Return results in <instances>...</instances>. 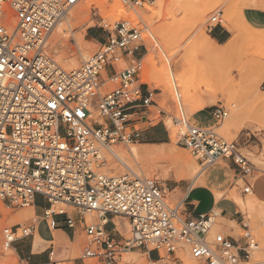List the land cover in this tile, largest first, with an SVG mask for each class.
Wrapping results in <instances>:
<instances>
[{"label": "built area", "instance_id": "obj_1", "mask_svg": "<svg viewBox=\"0 0 264 264\" xmlns=\"http://www.w3.org/2000/svg\"><path fill=\"white\" fill-rule=\"evenodd\" d=\"M82 1L0 0V200L15 209L42 196L50 205L44 212L50 229L59 226V215L66 216L69 228H76L75 216L54 210L59 204L72 206L85 226L81 259L96 264H119L124 254L139 250L156 252L157 261L166 252L184 264L176 255L185 247L203 264L249 260L259 249L249 231L244 244L224 235L211 241L218 217L213 211L194 215L188 195L172 206L168 188L157 178L132 170L118 176L104 172V150L119 143L136 144L135 122L147 118L156 105V91L142 82L148 25L137 10L146 0H121L135 17L105 24L107 37L98 51L67 71L55 60L50 41ZM222 15L218 12L211 19L210 31L222 25ZM210 113L219 123L229 116L223 105L212 107ZM174 122L180 128L178 144L202 167L231 161L246 184L244 192L252 193L247 178L255 166L239 142L185 119ZM94 215L98 221L89 222ZM116 217L129 222L128 237L113 222ZM38 222L35 218L30 226L5 228L0 257L30 238ZM52 256L53 252L47 264H63Z\"/></svg>", "mask_w": 264, "mask_h": 264}, {"label": "rangeland", "instance_id": "obj_2", "mask_svg": "<svg viewBox=\"0 0 264 264\" xmlns=\"http://www.w3.org/2000/svg\"><path fill=\"white\" fill-rule=\"evenodd\" d=\"M248 9L264 15V0H146L144 7L137 10L148 25L145 34L148 51L145 53L142 82L151 91H156V105L150 108L147 118H134L138 120L135 122L136 144L119 143L111 148L122 153L127 166L121 165L105 150L104 155L108 175H123L132 170L141 176L157 178L169 190V203L176 206L187 197L186 190L192 187V166L196 165L198 170L204 167L188 149L178 144L180 128L174 119H185L198 126L194 120L196 118L203 125L207 122L206 115H196L210 114V109L215 106L226 107L229 110L228 118L219 123L211 116L212 125L207 128L214 129L229 142L240 143L242 153L255 166V172L247 178L253 190L246 194V184L239 175L233 173V185L226 195L237 207L238 202L245 203L247 211L238 207V222L232 223L223 220L216 211L218 217L210 240L214 241L217 235H224L244 244L243 237L249 231L259 249L241 264H264V29L247 22L244 11ZM218 12L223 13L220 18L222 28L229 33L222 44L212 39L209 29L211 19ZM73 14L78 15V18L71 19ZM134 17V12L123 7L121 0H83L61 25V29L66 32L59 34L64 46L58 55L52 49L56 28L50 41L51 52L62 68L74 63L75 68L67 71L77 69L100 47L91 37L93 31L105 39V24L113 25ZM75 39L79 40L82 51L72 44ZM195 42L199 46L189 51L188 48ZM58 45L62 47V42ZM203 47L208 49L207 53L202 52ZM85 51L90 53L84 60L81 57ZM62 54L66 58L61 61L59 56ZM179 76H183L184 82L193 88L191 94L195 96L192 102L186 100L183 85L177 80ZM201 76L208 77V80L204 81ZM133 145L150 149L153 154L135 158L130 152ZM219 164L225 168L230 166L229 171L235 168L231 161L221 160ZM217 174H221L219 168L211 171L212 177ZM190 201H199L196 215L206 212L212 204L211 199L200 190L190 195ZM251 202L254 204L250 206ZM222 206L226 211H234V207L227 202ZM56 210L57 213L63 210L73 216L76 214L72 206L60 205L56 206ZM32 212L29 206L8 208L0 200V252L3 230L18 224L30 226L36 218ZM88 220L98 221L95 215L88 217ZM126 221L120 217L113 219L118 229L123 230L122 235L128 237L130 226L126 225ZM85 243V234L78 236L72 253L63 264L70 259L81 258ZM162 257L161 262L149 261L148 255L139 250L124 254L119 264H180L166 252H162ZM176 257L184 264H203L193 260L186 247ZM86 263L96 264V261L86 260ZM0 264H19V260L16 254L8 250L0 257Z\"/></svg>", "mask_w": 264, "mask_h": 264}, {"label": "crops", "instance_id": "obj_3", "mask_svg": "<svg viewBox=\"0 0 264 264\" xmlns=\"http://www.w3.org/2000/svg\"><path fill=\"white\" fill-rule=\"evenodd\" d=\"M244 15L249 24L258 29H264V15L262 13L254 9H248L244 11ZM210 33L212 39H214L219 44L224 43V41H226V37L229 34L225 29L222 28V25L215 27L214 29H212V31H210ZM91 37L99 44L101 43L102 38L97 32L93 31L91 33ZM210 114L200 113L196 115H206V124L202 125L196 120V118L194 120L198 124V126H211L212 119ZM215 168H219L221 170V174H217L215 177H212L211 171ZM228 168H225L219 163L209 167L206 174L202 178L203 184L198 185L196 188H188L186 190L185 193L189 197L188 203L194 206L193 208L190 207L194 215H196L195 211L196 207L199 205V201H190V195L195 190H200L212 201L209 209L201 214H207L211 211H214L215 213L216 210H219L223 220L229 221L230 223L238 222L237 216L239 214V208L236 206V204L233 201L228 200V198L217 199L216 195V193L218 192L227 194L228 191L231 190L229 187L233 185V173L235 175H238L235 168L230 171L228 170ZM226 202L234 207V211H226V209L222 206V204ZM49 206V203L42 196L35 197L32 213L35 214L36 218L39 219V222L35 226L33 234L30 238L17 242L14 245L13 249L10 250L12 251L13 255H17L19 264H47L50 260L51 252H53V260L65 261L68 255L72 253L78 236L80 237L82 234H85L84 223L79 221L77 213L75 214V217L77 218L78 222L75 229H71L66 225L65 215L56 216V221L59 223V226L56 229H50L47 221L44 220V212L49 208ZM108 228L110 229L111 226H109ZM143 253L147 254L149 259L153 261H157L159 258L156 252H147L143 250ZM66 264L87 263L86 260L79 258L77 260L70 259Z\"/></svg>", "mask_w": 264, "mask_h": 264}, {"label": "bare ground", "instance_id": "obj_4", "mask_svg": "<svg viewBox=\"0 0 264 264\" xmlns=\"http://www.w3.org/2000/svg\"><path fill=\"white\" fill-rule=\"evenodd\" d=\"M93 1V0H92ZM90 7V6H89ZM88 7V8H89ZM78 18V15L76 16H74V14L71 16V19H77ZM63 24V22L62 23H60L56 28H57V30H56V33H55V36H53L54 38H53V41H52V49L54 50V54L55 55H58L59 53H60V51H61V48H63V40H61V38L59 37V34L61 33V34H64L66 31L65 30H63V29H61V25ZM55 30H54V32H55ZM54 34V33H53ZM63 37H65V36H63ZM66 37H68L67 35H66ZM60 38V39H59ZM80 39V38H79ZM59 42H62V47H59V45H58V43ZM212 43L214 44V42H213V40H212ZM72 44L73 45H75V46H77L80 50H81V48H80V42H79V40H77V39H75V40H73L72 41ZM83 44V43H82ZM198 45V43L197 42H195V43H193L192 45H191V47H189L188 48V50L190 51L192 48H194V47H196ZM199 46V45H198ZM65 49V48H64ZM83 50H85V49H83ZM208 49H206L205 47H203L202 48V52L203 53H207L208 51H207ZM63 51V50H62ZM82 51V50H81ZM89 53L90 52H82V57L81 58H83L84 60L87 58V56L89 55ZM67 55V54H66ZM64 58H66L65 57V54H62L61 56H59V59L62 61V60H64ZM68 58V57H67ZM70 61V60H69ZM153 64V63H152ZM75 64L74 63H71V64H68V65H65L63 68L65 69V70H69V69H71V68H75ZM74 70H76V69H74ZM201 78H203V80L204 81H207L208 80V77H202L201 76ZM179 82H181L182 83V85H183V88H184V91H185V93H186V100H188L189 102H192V100H193V98H194V96L195 95H193V94H191V91L193 90V88L189 85V84H187V83H185L184 82V77L183 76H179L178 77V79H177ZM181 85V86H182ZM179 86H180V84H179ZM180 86V87H181ZM140 146L141 145H133L132 146V148L130 149V152H131V155L133 156V157H135V158H140V157H142V156H149V155H151V154H153L152 153V151L150 150V149H146V148H140ZM108 153H111L112 154V156L121 164V165H123V166H127V164H126V162L124 161V159H123V157H122V153H120L119 151H117V150H113V149H109V152ZM118 165V164H117ZM116 168H118V166L116 167ZM187 171H188V169H186ZM191 170V169H190ZM107 170H105L104 172H106ZM191 172H193V184H192V187L191 188H196L198 185H200V184H203V180H202V178L204 177V175L206 174V172H207V170H204V168H203V170L201 169H199L198 170V167L196 166V165H194V166H192V171ZM190 172V173H191ZM137 174H139V173H137ZM192 174V173H191ZM190 188V189H191ZM233 192V191H232ZM231 192V193H232ZM216 195H217V199H221V198H229L225 193H220V192H218V193H216ZM244 201V200H243ZM254 203L253 202H251L249 205L251 206V205H253ZM60 205H64V204H59V205H57V206H60ZM66 206H69V205H66ZM29 207H31V209H33V204H31ZM238 207L242 210V211H244V210H246L248 207H247V205L245 204V203H243V202H238ZM54 210L57 212V210H56V206L54 207ZM217 212H219L220 213V211L219 210H216ZM215 211V212H216ZM247 211V210H246ZM214 212V211H213ZM221 215V214H220ZM126 225H129L128 223L129 222H127L126 221ZM130 226V225H129ZM216 227H217V225H216ZM121 230V232H123V230L122 229H120ZM12 250V249H11ZM125 259H130V257H125ZM148 259V258H147ZM149 260V259H148ZM149 261H151V260H149ZM155 262H161V261H155ZM155 264V263H154ZM158 264V263H157Z\"/></svg>", "mask_w": 264, "mask_h": 264}]
</instances>
